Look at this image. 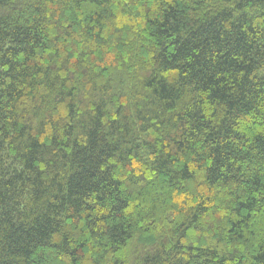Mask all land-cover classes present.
Listing matches in <instances>:
<instances>
[{"label": "trees", "instance_id": "obj_1", "mask_svg": "<svg viewBox=\"0 0 264 264\" xmlns=\"http://www.w3.org/2000/svg\"><path fill=\"white\" fill-rule=\"evenodd\" d=\"M0 264H264V0H0Z\"/></svg>", "mask_w": 264, "mask_h": 264}]
</instances>
